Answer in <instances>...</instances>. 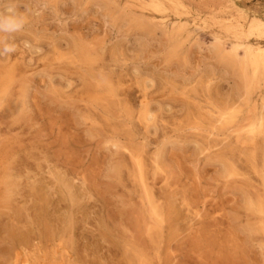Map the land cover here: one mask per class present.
I'll return each mask as SVG.
<instances>
[{
  "label": "rangeland",
  "instance_id": "rangeland-1",
  "mask_svg": "<svg viewBox=\"0 0 264 264\" xmlns=\"http://www.w3.org/2000/svg\"><path fill=\"white\" fill-rule=\"evenodd\" d=\"M248 51L264 0H0V264H264Z\"/></svg>",
  "mask_w": 264,
  "mask_h": 264
},
{
  "label": "bare ground",
  "instance_id": "bare-ground-1",
  "mask_svg": "<svg viewBox=\"0 0 264 264\" xmlns=\"http://www.w3.org/2000/svg\"><path fill=\"white\" fill-rule=\"evenodd\" d=\"M51 3V2H50ZM234 58L233 61H236L235 63L229 64L231 69L237 73V77L240 78L242 81L250 83L255 80V78L259 74H264V51L260 52H252L248 51L245 54V59L242 61H237L236 55L234 54L232 56ZM85 61V60H84ZM86 62V61H85ZM87 63V62H86ZM89 64V63H87ZM87 79V78H86ZM107 80V79H106ZM145 85V84H144ZM7 88V87H6ZM4 88V92L5 89ZM109 88V87H108ZM101 90V89H100ZM2 91V92H3ZM108 91V90H107ZM1 92V93H2ZM105 92V91H104ZM105 95V94H104ZM0 97H2L0 95ZM115 97V96H114ZM102 101V100H101ZM140 113V112H139ZM222 117V115H221ZM147 119V118H146ZM221 119V118H220ZM232 122V121H231ZM221 124V123H220ZM262 124V123H261ZM256 126H254L255 128ZM258 131V130H257ZM259 133V132H258ZM263 163V162H262ZM136 209V208H135ZM52 232V231H51Z\"/></svg>",
  "mask_w": 264,
  "mask_h": 264
}]
</instances>
